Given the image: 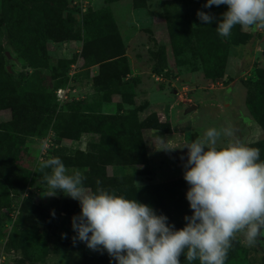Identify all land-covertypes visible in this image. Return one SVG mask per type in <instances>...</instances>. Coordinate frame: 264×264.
Masks as SVG:
<instances>
[{
    "label": "rangeland",
    "instance_id": "rangeland-1",
    "mask_svg": "<svg viewBox=\"0 0 264 264\" xmlns=\"http://www.w3.org/2000/svg\"><path fill=\"white\" fill-rule=\"evenodd\" d=\"M43 2L0 0V126L15 118L9 133L0 135V264H116L106 250L73 242L77 233L72 219L80 215V203L59 191L45 195L39 139L48 129L56 130L61 151L54 156L69 173L81 171L86 188L95 192L102 187L137 201L143 195L157 205V214L180 229L187 223L185 216L192 215L186 198L190 185L184 179L188 149L181 146L203 137L210 127L231 130L220 144L264 142V130L250 114L256 89L264 96V29L236 26L229 37H222L216 27L227 5L205 8L206 0H59L64 5L60 9H44ZM198 10L216 19L204 25ZM91 54L95 60L85 62ZM201 54L215 60L210 72L221 71V76L206 77ZM26 64L30 68L21 78ZM157 65L162 68L159 76L152 72ZM86 77L99 87L130 82L121 83L123 100L110 95L109 104L96 110L128 109L130 149L136 153L130 157L142 163L126 169L108 165L104 175L93 161L83 165L78 126L72 127L85 108L80 100L99 104L108 96L91 83L92 94L85 97L86 85L78 82ZM57 86L67 88L61 102L55 98ZM154 93L158 96L151 98ZM190 104L194 109L183 112ZM15 132L22 134L21 141L11 139ZM157 136L178 148L157 151ZM107 160L109 155L101 159ZM161 183L172 189V198L164 187L144 193L145 186ZM26 195L30 200L21 201ZM225 264H264V244L249 246L237 234Z\"/></svg>",
    "mask_w": 264,
    "mask_h": 264
},
{
    "label": "clouds",
    "instance_id": "clouds-1",
    "mask_svg": "<svg viewBox=\"0 0 264 264\" xmlns=\"http://www.w3.org/2000/svg\"><path fill=\"white\" fill-rule=\"evenodd\" d=\"M213 5H227L216 27L222 37L236 26L264 29V0H206L204 7ZM197 17L204 25L216 19L200 10ZM231 135L230 129L210 127L203 137L181 146L188 149L184 179L190 185L186 198L192 215L185 216L180 229L148 204L102 187L89 190L84 174L69 173L59 157L43 159L38 167L47 184L45 195L59 191L80 203L81 213L72 219L74 243L78 239L92 250H106L116 264H181V256L189 264H225L237 234L249 246L264 244V161L258 148L239 141L219 143ZM153 145L157 151L178 148L161 136Z\"/></svg>",
    "mask_w": 264,
    "mask_h": 264
},
{
    "label": "trees",
    "instance_id": "trees-1",
    "mask_svg": "<svg viewBox=\"0 0 264 264\" xmlns=\"http://www.w3.org/2000/svg\"><path fill=\"white\" fill-rule=\"evenodd\" d=\"M42 5L44 9L45 7L49 8L52 6L59 9L64 7V5L61 2H59V0H46V2L45 3L43 2ZM87 19L90 21L91 16H88L86 20ZM85 60H86L85 62H92L95 60V58L93 57V54H91ZM200 61L204 74L206 75L207 78L221 76L222 74L221 71L216 73L210 72V70L213 68L212 61L213 62L215 61L211 56L201 54ZM29 68H30L29 65L27 64L24 65V68H22V72H20L22 73L20 74L21 78H24L25 75V72L23 73V71H28L27 69ZM161 69H162L161 66L157 65L152 68V72L155 75L159 76ZM99 72H100V67H99ZM114 78L115 77H112L109 80H113ZM91 83L94 86V88L103 89V94L104 93L108 94V96H102L101 99V101L107 102L109 100L110 95H119V101L123 100V97L120 98L121 96L120 86L122 84H127L130 82L120 81L119 82L120 84L118 82H117L118 84L109 83L107 87H99L97 84H95L94 79H91ZM131 89L133 90V86L131 87ZM257 90L258 89H256L255 94L253 95V102L250 109V114L264 130V96L261 93H259ZM129 96H131L130 92H129ZM80 103H82V105H85V108L82 109L80 113L78 112L76 117V120L79 122L80 125L72 124V127L78 126L76 127V130L78 131V136H80L81 133H89L91 135V138L93 136V138L92 139L90 138L89 141L87 142L85 150H79L80 153L83 155L84 159H86L85 163L83 164L85 167L90 165L88 162L93 161L98 174L104 175L105 167L108 165L112 167H120L126 169L129 166L138 165L142 163V161L130 157V155H132L133 153H134L133 155H135L136 153L134 149H130V147H134V144H133V136H130L132 134L130 132L132 131L131 130L132 127L131 124L129 123L131 120H130V112L128 111V109L121 110V107L117 106L115 107L113 112H102L96 110V108L94 107L93 109H91L92 107L90 106V103H87L84 99L80 100ZM14 119L11 118L9 122L7 123L5 122L1 124L0 126L1 136H6L7 135L6 133H9L8 125L11 123V121H14ZM52 131L54 133V142H57L58 132L54 129ZM15 133L16 135L11 136V139L15 138L17 142L21 141L23 139V137L21 136L22 134H20L19 132H15ZM43 134H41L40 136H42ZM139 142H140V148L143 149L144 152V146H142L143 143H141V141ZM250 145L260 150V160L264 161V142L256 141L251 143ZM58 151H61V148L60 146L56 145V147H54L50 151L49 157L54 156V154L57 153ZM105 155H109L111 160L101 161L102 157H104ZM87 171L89 172V169ZM163 187L168 192L169 196L172 198L173 197V195L171 194L172 189L169 186L164 185L163 183L156 184L154 186H145L143 189H144V193L147 192L149 189L154 193L155 192L158 193L159 192L158 190L162 189ZM141 192L142 190L140 188L139 193ZM158 196L159 197L157 198H159V200L162 199L161 195ZM29 200L30 197L27 195L21 199V201H26V202H28ZM138 202L150 205V203L145 200L143 195L138 197ZM153 205L155 204H152L150 206H152V208L155 209L157 205H155V207Z\"/></svg>",
    "mask_w": 264,
    "mask_h": 264
},
{
    "label": "built area",
    "instance_id": "built-area-1",
    "mask_svg": "<svg viewBox=\"0 0 264 264\" xmlns=\"http://www.w3.org/2000/svg\"><path fill=\"white\" fill-rule=\"evenodd\" d=\"M74 65L71 66V68H73ZM55 93V98L57 101H62L65 97H66V93H67V88L66 87H57L54 90ZM38 146H37V160L41 161L43 159H47L49 158V153L50 151L56 147V143L54 142V133L51 129H48V131L46 132V134L44 136H42L39 139L38 142Z\"/></svg>",
    "mask_w": 264,
    "mask_h": 264
},
{
    "label": "crops",
    "instance_id": "crops-1",
    "mask_svg": "<svg viewBox=\"0 0 264 264\" xmlns=\"http://www.w3.org/2000/svg\"><path fill=\"white\" fill-rule=\"evenodd\" d=\"M79 85L81 86L82 84L83 85H86V86H84L85 88L84 89H86V94L84 95L85 97H88V95L89 94H92V89H91V87H90V85H91V80L89 79V78H83V79H80L79 80ZM73 85V84H72ZM79 86V87H80ZM72 87H74V86H72ZM74 89H75V87H74ZM153 96H158L157 95V93H154V94H151V98L153 97ZM112 97V100H111V102L112 101H114L115 102V99H117L115 96H111ZM115 97V98H114ZM87 103H89V99L88 98H86V99H84ZM91 101V100H90ZM117 101V100H116ZM162 102V101H161ZM109 104V102H104V101H101L99 104H97V103H93V101L92 102H90V106L91 107H94V108H100V109H103V108H105V106H107ZM91 138V135L89 134V133H81L80 134V139H79V141H80V147H81V150H85V148H86V144H87V142L89 141V139Z\"/></svg>",
    "mask_w": 264,
    "mask_h": 264
},
{
    "label": "water",
    "instance_id": "water-1",
    "mask_svg": "<svg viewBox=\"0 0 264 264\" xmlns=\"http://www.w3.org/2000/svg\"><path fill=\"white\" fill-rule=\"evenodd\" d=\"M194 107H195L194 104H190V105L186 106V107L183 109V112L190 111L191 109H194Z\"/></svg>",
    "mask_w": 264,
    "mask_h": 264
}]
</instances>
